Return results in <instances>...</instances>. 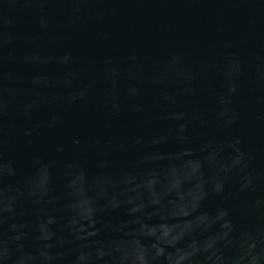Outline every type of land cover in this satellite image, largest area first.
I'll list each match as a JSON object with an SVG mask.
<instances>
[{"label": "water", "instance_id": "95a60500", "mask_svg": "<svg viewBox=\"0 0 264 264\" xmlns=\"http://www.w3.org/2000/svg\"><path fill=\"white\" fill-rule=\"evenodd\" d=\"M0 264H264V0H0Z\"/></svg>", "mask_w": 264, "mask_h": 264}]
</instances>
